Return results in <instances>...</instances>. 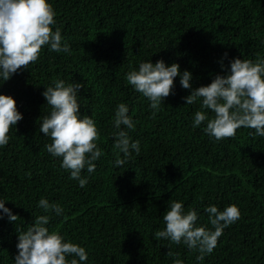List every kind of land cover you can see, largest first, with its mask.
Segmentation results:
<instances>
[{
    "label": "trees",
    "instance_id": "1",
    "mask_svg": "<svg viewBox=\"0 0 264 264\" xmlns=\"http://www.w3.org/2000/svg\"><path fill=\"white\" fill-rule=\"evenodd\" d=\"M70 54L44 46L38 60L0 83L11 95L22 119L0 146V201L16 222L0 209V264H14L18 232L39 215H50L46 227L64 242L84 247L87 261L78 264H264V137L239 128L232 138L216 140L194 127L200 102L184 97L216 75H226L235 58L264 60V0H48ZM227 54V55H225ZM163 60L192 74L184 89L180 75L158 110L126 81L140 63ZM223 65V67H222ZM64 80L84 85L77 94L80 117H91L98 129L102 155L96 168L70 178L62 158L45 145L51 138L39 131L51 108L43 96L48 86ZM129 108L135 128L126 129L140 142L122 166L115 164L113 118L117 106ZM155 112V115H153ZM253 133V135H249ZM123 158V154H121ZM31 173V176L27 173ZM41 198L63 208L45 213ZM185 213L195 210L197 227L214 231L205 211L236 205L240 218L223 229L216 248L204 260L183 242L155 238L164 230L163 216L172 202ZM178 255L168 256V251Z\"/></svg>",
    "mask_w": 264,
    "mask_h": 264
},
{
    "label": "clouds",
    "instance_id": "2",
    "mask_svg": "<svg viewBox=\"0 0 264 264\" xmlns=\"http://www.w3.org/2000/svg\"><path fill=\"white\" fill-rule=\"evenodd\" d=\"M55 15L48 0H0V83L10 79L21 68L34 64L44 46L57 53L70 54V46L63 41L60 29L57 27L53 31ZM178 75L184 89L192 88L190 71L181 73L179 64L167 66L162 59L155 63H140L138 70L127 73L126 81L148 98L152 109L158 110L162 101L172 93L174 78ZM54 84L43 92L51 111L43 117L39 131L51 138L52 142L45 145L47 151L54 157H61V167L70 170V178L78 180L80 187H84L87 178L81 176L82 170L86 168L89 173L94 172V161L103 154L97 146L99 132L91 117H80L77 94L84 85L80 82L66 84L64 80H57ZM184 99L188 105L200 102L202 109L215 114L209 118L205 111H197L194 127L207 121L204 131L216 140L234 137L241 127L254 129V135L264 137V60L253 62L235 58L230 62L226 75H216L210 84L193 89ZM128 113L129 108L121 103L113 118L117 129L113 134L117 166H122L133 152L139 155L141 151L140 142L132 141L128 132L121 128L122 125L126 129L135 128ZM22 118L15 99L11 95L0 94V146L8 144L10 129ZM27 175L31 176V173ZM38 207L45 213L61 215L63 212L59 204L49 203L45 198L40 199ZM0 209L10 221L18 220L19 216L12 214L4 206V201H0ZM205 211L214 231L195 226L198 219L196 211L185 213L181 202H172L163 216L166 227L156 231L155 238L174 244L183 242L189 249L198 250L197 260H204L216 248L223 229L241 216L236 205L227 206L223 211L211 205ZM50 218L48 214L39 215L26 231L17 228L18 254L14 264H78L76 258L69 262L68 256L87 261L84 247L64 242L59 232L49 231L46 225ZM167 255L178 254L169 250ZM174 264L183 262L176 259Z\"/></svg>",
    "mask_w": 264,
    "mask_h": 264
}]
</instances>
